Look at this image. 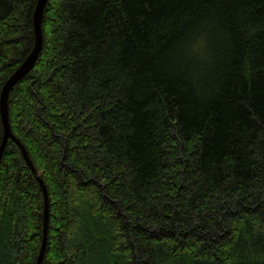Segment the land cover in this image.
Here are the masks:
<instances>
[{
  "label": "trees",
  "instance_id": "trees-1",
  "mask_svg": "<svg viewBox=\"0 0 264 264\" xmlns=\"http://www.w3.org/2000/svg\"><path fill=\"white\" fill-rule=\"evenodd\" d=\"M36 1L0 0V91ZM41 31L8 98L41 264H264V0H47ZM42 225L8 141L0 264Z\"/></svg>",
  "mask_w": 264,
  "mask_h": 264
},
{
  "label": "water",
  "instance_id": "water-1",
  "mask_svg": "<svg viewBox=\"0 0 264 264\" xmlns=\"http://www.w3.org/2000/svg\"><path fill=\"white\" fill-rule=\"evenodd\" d=\"M46 2L47 0H37L36 1V5H35L33 15H32V26H33V34H34L33 47L30 53L24 59V61L17 67V69L4 82L1 88V91H0V120L2 124V130H3L2 139L0 143V158H1L2 152L7 142L12 141L20 150V153L22 155L24 162L26 163L28 168L31 170L32 174L36 177V180L39 184V187L43 195L42 239H41V245H40V250L37 256L36 264H41L44 251H45V246H46L47 224H48L47 191H46V187L43 181L41 180L37 171L33 167L24 146L19 142V140L13 135L11 131L9 118H8V98H9V94L12 88L20 80H22L26 75H28L31 72L39 56V53L41 51V47H42L41 23H42L43 9H44Z\"/></svg>",
  "mask_w": 264,
  "mask_h": 264
}]
</instances>
